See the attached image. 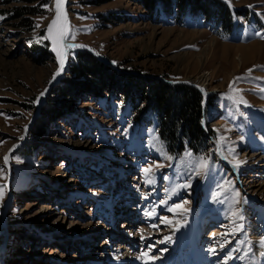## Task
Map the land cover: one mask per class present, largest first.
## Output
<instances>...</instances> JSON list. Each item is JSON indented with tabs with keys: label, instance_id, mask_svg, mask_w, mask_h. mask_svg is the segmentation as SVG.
Instances as JSON below:
<instances>
[{
	"label": "rangeland",
	"instance_id": "1",
	"mask_svg": "<svg viewBox=\"0 0 264 264\" xmlns=\"http://www.w3.org/2000/svg\"><path fill=\"white\" fill-rule=\"evenodd\" d=\"M224 1L227 27L224 17L153 14L136 0L68 4L69 60L84 48L124 72L202 89L211 137L196 154L171 152L156 115L137 119L122 97L81 98L76 114L34 133L56 85L59 60L44 39L55 0H0V264H254L251 255L264 257V0ZM252 43L255 49L240 47ZM67 70L68 63L60 80ZM200 157L208 167L196 176ZM189 225L195 243L182 234Z\"/></svg>",
	"mask_w": 264,
	"mask_h": 264
},
{
	"label": "trees",
	"instance_id": "2",
	"mask_svg": "<svg viewBox=\"0 0 264 264\" xmlns=\"http://www.w3.org/2000/svg\"><path fill=\"white\" fill-rule=\"evenodd\" d=\"M136 1L145 4L153 14L164 12L183 16L186 11L193 10L221 22V17L227 18L221 26L232 23L231 18L225 16L231 15L230 6L224 0ZM67 72L43 105V112L32 127L34 133L41 135L53 121L76 114L81 98L90 95L103 101L122 97L137 119H145L151 113L156 115L158 131L171 152L189 148L196 154H203L208 149L205 95L198 86L124 72L84 48L77 49L71 56Z\"/></svg>",
	"mask_w": 264,
	"mask_h": 264
},
{
	"label": "snow or ice",
	"instance_id": "3",
	"mask_svg": "<svg viewBox=\"0 0 264 264\" xmlns=\"http://www.w3.org/2000/svg\"><path fill=\"white\" fill-rule=\"evenodd\" d=\"M63 5H64V0H55V18L53 19L52 23L48 26V33L49 35L44 37V39H51L52 43H53V51L56 52L57 57L59 59V63H60V70L57 71V73L55 75H59L61 71H63V67H64V63H65V58H66V53L64 51V48L67 46L62 45V41L65 39V34L67 32V18H66V12L63 11ZM63 17V21H64V29L63 31L58 30L57 29V24L61 21V18ZM39 25H37L38 27ZM264 38V37H262ZM252 69H249V73H251ZM55 75L53 77V79H55ZM240 79V78H237ZM262 91H264V89H262ZM43 95V94H42ZM22 139V138H21ZM188 156H191V153L187 154ZM170 159V157H169ZM4 163L5 165H7L9 163V157L5 156L4 158ZM239 163L242 162H237L236 163V167H239ZM208 167V161L204 158V157H200L197 161V164L194 167V172L196 176L201 175L203 170H206ZM145 173H148L150 171V169H144ZM3 172V168H0V173ZM192 177H190L189 179H191ZM181 187H191L190 183H186L184 185H181ZM5 189H6V185H0V201L3 200V197L5 195ZM236 196H239V192H237L235 194ZM238 202V201H237ZM179 207V206H177ZM169 211H173V209H169ZM234 216H238L240 220H243V216L240 215L237 212L233 213ZM167 223H171V221H166ZM243 229V224H240L237 226L236 230H242ZM170 239V238H169ZM260 243L262 245H264V240H261ZM213 253L215 252V249L211 250ZM147 256V253H142L141 254V259H144V257ZM150 259H157V257H150ZM240 259H244V257H240Z\"/></svg>",
	"mask_w": 264,
	"mask_h": 264
},
{
	"label": "bare ground",
	"instance_id": "4",
	"mask_svg": "<svg viewBox=\"0 0 264 264\" xmlns=\"http://www.w3.org/2000/svg\"><path fill=\"white\" fill-rule=\"evenodd\" d=\"M64 7H65V0H64V5H63V11H64ZM57 29L58 30H61L62 31V29H63V17L61 18V21L57 24ZM69 27V26H68ZM67 32H68V30H67ZM66 37H67V33H66ZM67 43V47H69V46H72V44L71 43H68V42H66ZM62 45H63V41H62ZM257 45L258 44H256V43H252V44H250V45H246V46H240V47H242L244 50H246V49H251L252 47H254V49L257 47ZM252 46V47H251ZM247 47V48H246ZM237 48H238V46H237ZM68 50H69V48H68ZM253 51V50H252ZM69 52V51H68ZM245 52V51H244ZM56 53V52H55ZM249 52H247V54H248ZM253 53V52H252ZM246 54V53H245ZM249 54H251V53H249ZM59 60V59H58ZM59 62V61H58ZM234 168V170H235V167H233ZM182 234L184 235V237H185V240L187 241L189 238H192L193 239V241H194V243H195V239H196V233H195V230H194V228H193V226L192 225H189L188 226V228L187 229H185L183 232H182ZM202 235V234H201ZM203 236V235H202ZM200 238H201V236H200ZM200 241H202V238L200 239ZM199 241V242H200ZM196 255L197 256H199V257H203L204 256V251L200 248V247H196ZM250 258V257H249ZM251 258L253 259V261H254V264H264V257L260 260V259H257V257L256 256H253V255H251ZM218 260L216 259V262H217ZM198 262H199V260H198Z\"/></svg>",
	"mask_w": 264,
	"mask_h": 264
},
{
	"label": "water",
	"instance_id": "5",
	"mask_svg": "<svg viewBox=\"0 0 264 264\" xmlns=\"http://www.w3.org/2000/svg\"><path fill=\"white\" fill-rule=\"evenodd\" d=\"M68 4H69V0H65L64 12H66V18H67V30H68V24H69V20H70V18H69V11H68ZM63 29H64V21H63ZM63 29H62V31H63ZM66 33H67V32H66ZM66 42L72 44V42H70L69 40H67V38H66V34H65V39L63 40V45H64V46H67V43H66ZM64 51H65V53H66V58H65V63H64L63 71L65 70V67H66V65H67V63H68V60H69V52H68L69 50H68V47H65V48H64ZM59 70H60V63H59V65H58V69H57V71H59ZM63 71H61L59 75H56L55 79L51 82V85H52V86H54L55 84H57V83L59 82V80H60L59 77L61 76V74H62ZM56 73H57V72H56Z\"/></svg>",
	"mask_w": 264,
	"mask_h": 264
}]
</instances>
